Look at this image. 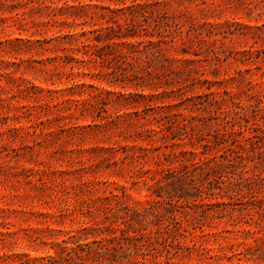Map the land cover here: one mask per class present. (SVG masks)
<instances>
[{
    "label": "rangeland",
    "instance_id": "obj_1",
    "mask_svg": "<svg viewBox=\"0 0 264 264\" xmlns=\"http://www.w3.org/2000/svg\"><path fill=\"white\" fill-rule=\"evenodd\" d=\"M0 264H264V0H0Z\"/></svg>",
    "mask_w": 264,
    "mask_h": 264
}]
</instances>
